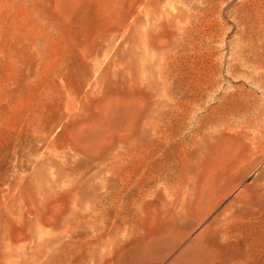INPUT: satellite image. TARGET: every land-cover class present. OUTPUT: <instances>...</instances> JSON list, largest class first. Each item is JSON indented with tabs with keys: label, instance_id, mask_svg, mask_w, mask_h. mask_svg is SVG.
I'll list each match as a JSON object with an SVG mask.
<instances>
[{
	"label": "rangeland",
	"instance_id": "rangeland-1",
	"mask_svg": "<svg viewBox=\"0 0 264 264\" xmlns=\"http://www.w3.org/2000/svg\"><path fill=\"white\" fill-rule=\"evenodd\" d=\"M0 264H264V0H0Z\"/></svg>",
	"mask_w": 264,
	"mask_h": 264
}]
</instances>
